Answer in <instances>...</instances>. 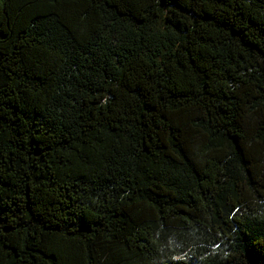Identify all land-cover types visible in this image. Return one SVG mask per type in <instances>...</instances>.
<instances>
[{
  "label": "trees",
  "instance_id": "obj_1",
  "mask_svg": "<svg viewBox=\"0 0 264 264\" xmlns=\"http://www.w3.org/2000/svg\"><path fill=\"white\" fill-rule=\"evenodd\" d=\"M0 264H264V0H0Z\"/></svg>",
  "mask_w": 264,
  "mask_h": 264
}]
</instances>
